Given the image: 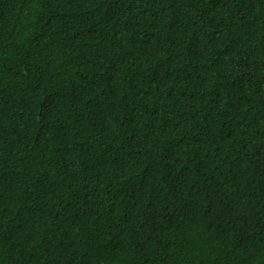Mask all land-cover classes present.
I'll return each mask as SVG.
<instances>
[{
  "label": "trees",
  "instance_id": "obj_1",
  "mask_svg": "<svg viewBox=\"0 0 264 264\" xmlns=\"http://www.w3.org/2000/svg\"><path fill=\"white\" fill-rule=\"evenodd\" d=\"M0 264H264V0H0Z\"/></svg>",
  "mask_w": 264,
  "mask_h": 264
}]
</instances>
